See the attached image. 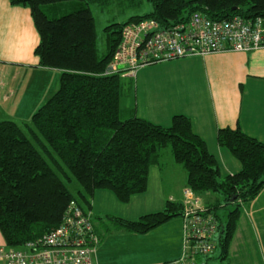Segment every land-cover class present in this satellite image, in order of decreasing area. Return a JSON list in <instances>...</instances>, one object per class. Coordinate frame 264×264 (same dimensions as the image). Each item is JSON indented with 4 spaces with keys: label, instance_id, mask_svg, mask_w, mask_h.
<instances>
[{
    "label": "trees",
    "instance_id": "1",
    "mask_svg": "<svg viewBox=\"0 0 264 264\" xmlns=\"http://www.w3.org/2000/svg\"><path fill=\"white\" fill-rule=\"evenodd\" d=\"M10 1L31 8L41 37L35 49L40 65L60 70L61 75L59 88L29 121L0 120V231L7 246L18 248L58 227L73 199L91 208L98 189L111 190L123 202L145 192L151 166L170 148L174 161L187 173L185 188L200 200L205 193L221 196L212 204L201 200L222 223L218 237L222 251L206 260L211 264L217 257L228 259L242 204L264 189V142L240 127L220 128L219 144L242 163L239 172L223 175L189 116L175 115L170 126L136 115L124 117L126 76L106 71L127 23L155 19L168 28L188 22L196 12L212 19L264 17V0H150V12L106 27L103 54L90 7L103 0ZM65 2H73V8L54 15L45 11L46 5L60 8ZM73 182L78 183L75 192L69 186ZM183 200L169 199L164 209L136 220L109 218L119 228L144 234L183 218ZM219 207L229 211L225 220Z\"/></svg>",
    "mask_w": 264,
    "mask_h": 264
},
{
    "label": "crops",
    "instance_id": "2",
    "mask_svg": "<svg viewBox=\"0 0 264 264\" xmlns=\"http://www.w3.org/2000/svg\"><path fill=\"white\" fill-rule=\"evenodd\" d=\"M40 38L30 7L0 0V120L29 121L59 88L61 71L41 66L35 53ZM124 79V117L136 115L170 126L175 115L189 116L195 132L217 158L223 175L239 172L242 163L219 144L220 128L240 127L264 142V47L163 61L146 65L135 76ZM164 157L170 158L165 161ZM186 182V171L174 161L171 150L165 149L160 162L149 170L145 192L123 202L111 190L98 189L89 208L101 239L97 264H158L179 257L183 218H173L139 234L119 228L109 217L136 220L160 211L169 199L180 201L184 197ZM199 197L210 204L221 198L213 193ZM241 208V218L252 221L250 231L260 239L258 251L264 264V189ZM2 242L5 240L0 231ZM217 261L213 263L225 264L223 259Z\"/></svg>",
    "mask_w": 264,
    "mask_h": 264
},
{
    "label": "built area",
    "instance_id": "3",
    "mask_svg": "<svg viewBox=\"0 0 264 264\" xmlns=\"http://www.w3.org/2000/svg\"><path fill=\"white\" fill-rule=\"evenodd\" d=\"M264 47V17L212 19L194 13L188 22L165 28L155 19L127 23L107 73L135 76L146 65L225 51ZM183 249L179 257L160 264H207L217 250L222 223L191 188L184 189ZM101 239L93 214L76 199L58 227L18 248L0 243V264H97Z\"/></svg>",
    "mask_w": 264,
    "mask_h": 264
},
{
    "label": "rangeland",
    "instance_id": "4",
    "mask_svg": "<svg viewBox=\"0 0 264 264\" xmlns=\"http://www.w3.org/2000/svg\"><path fill=\"white\" fill-rule=\"evenodd\" d=\"M78 3L81 2H76L75 4ZM53 5L54 4L45 6V11L49 15L58 14L59 12L66 10L69 11L74 6L73 2H65L63 6H60V8H54ZM90 7L96 20L98 47L100 52L103 54L107 51L108 32L106 31V27L108 25L121 23L129 20L132 16L143 15L150 12L153 5L150 0H103L100 3L90 4ZM166 149L170 150V148ZM169 158L170 157H164V160L167 161ZM69 186L75 192L78 187V183L73 182L72 184H69ZM217 210L221 219L225 220L229 211H226L223 207H219ZM249 221L250 222H248L247 219L245 220L244 217L240 219L239 222L243 223L240 226L233 244L232 253L229 255L228 259H225V264H261L260 260L263 258L261 256L260 259L261 254L258 251V248H260V239L258 235L255 237L252 235L250 230L253 223L251 220ZM221 251L220 246H218L217 250L212 254V257L220 255ZM216 260H218L217 262L221 261L218 257ZM210 261L211 264H215L213 263L215 260L211 259Z\"/></svg>",
    "mask_w": 264,
    "mask_h": 264
},
{
    "label": "bare ground",
    "instance_id": "5",
    "mask_svg": "<svg viewBox=\"0 0 264 264\" xmlns=\"http://www.w3.org/2000/svg\"><path fill=\"white\" fill-rule=\"evenodd\" d=\"M241 16V15H240ZM243 17V16H242ZM245 18V17H244ZM84 207V206H83ZM85 208V207H84ZM87 211L91 212L88 208H85ZM92 213V212H91ZM93 214V213H92Z\"/></svg>",
    "mask_w": 264,
    "mask_h": 264
}]
</instances>
